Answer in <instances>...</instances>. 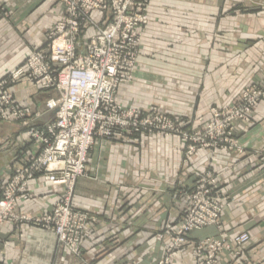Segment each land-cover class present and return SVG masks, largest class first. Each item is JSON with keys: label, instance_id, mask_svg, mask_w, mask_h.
<instances>
[{"label": "crops", "instance_id": "obj_1", "mask_svg": "<svg viewBox=\"0 0 264 264\" xmlns=\"http://www.w3.org/2000/svg\"><path fill=\"white\" fill-rule=\"evenodd\" d=\"M0 3L1 78L42 44L63 8L57 0ZM149 15L135 80L116 95L122 106L155 108L192 131L249 84H264V0H152ZM13 91L25 108L38 111L56 97L25 78ZM54 119V112L46 113L36 125L44 128ZM253 120L236 133L243 154L201 151L187 160L176 136L97 142L72 196V205L91 218L82 257L61 250L50 231L7 222L0 231V264H158L196 175L208 171L219 174L221 192L229 197L222 228L190 234L172 264H195L196 244L219 238L221 231L228 240L241 233L251 240L220 254L218 264H264V98ZM26 134L21 123L0 125V179L20 153L33 149L25 145ZM30 189L33 198L17 205L21 216L40 217L66 195L46 189L41 178Z\"/></svg>", "mask_w": 264, "mask_h": 264}, {"label": "built area", "instance_id": "obj_2", "mask_svg": "<svg viewBox=\"0 0 264 264\" xmlns=\"http://www.w3.org/2000/svg\"><path fill=\"white\" fill-rule=\"evenodd\" d=\"M57 1L63 6L58 24L21 65L0 78V125L21 123L27 129L25 145L33 147L20 153L0 179V231L7 222L31 223L52 232L61 250L82 257L91 218L72 205V196L77 181L86 176L97 142L177 136L185 145L187 160L201 151L242 153L234 123L249 122L262 95L246 90L241 101L228 110H211V122L192 133L156 109L126 108L116 95L122 85L135 80L143 30L150 23L151 0ZM22 78L39 92H52L56 97L46 102L44 110L25 108L13 91ZM51 112L54 121L38 127L36 122ZM37 178L46 189H64L66 195L40 217L21 216L17 205L33 198L30 184ZM186 195L181 220L171 230L172 238L158 264H172L174 254L186 246L191 233L222 228L230 203L220 190L219 174L198 173L194 191ZM250 240L248 233H241L231 240L221 235L200 242L195 264H218L220 254L237 252Z\"/></svg>", "mask_w": 264, "mask_h": 264}, {"label": "rangeland", "instance_id": "obj_3", "mask_svg": "<svg viewBox=\"0 0 264 264\" xmlns=\"http://www.w3.org/2000/svg\"><path fill=\"white\" fill-rule=\"evenodd\" d=\"M152 1V0H151ZM62 6V5H61ZM62 8H63V6H62ZM151 8V7H150ZM63 12V11H62ZM145 30V29H144ZM144 30H143V32H144ZM144 35V34H143ZM142 43H143V38H142ZM141 50H142V47H141ZM140 56H141V53H140V55H139V58H140ZM139 65H140V62H139ZM246 90H253V91H256V92H260L261 93V101L263 100V98H264V84H262L261 82H256V83H251V84H249L248 86H246L245 88H243L240 92H239V94H237V96L234 98V100L232 101V103L231 104H229L227 107H225L224 109H216V110H219V111H225V110H228L229 108H231L232 106H234V105H236V104H238L240 101H241V99H242V96H243V93L246 91ZM261 101H260V103H261ZM260 103L253 109V112H252V115H251V117H250V119H249V122H247V123H243V122H239V121H237V122H235L234 123V128H235V133H237V131L240 129V128H242V127H251L252 125H254V120H253V117H254V113H255V110H256V108L260 105ZM155 109V108H154ZM153 109V110H154ZM157 110V109H156ZM157 111H159V110H157ZM160 112V111H159ZM162 113V112H161ZM168 118L174 123V124H177V125H180L182 128H183V130L185 131V132H196V131H198V130H200L206 123H209V122H211V120H212V116H211V119L209 120V121H203V123H202V125L198 128V129H196V130H192V131H188V130H186L185 129V126L183 127V124L182 123H180V122H177V121H174L170 116H168ZM167 137H172V136H167ZM177 137V136H176ZM239 141V140H238ZM239 144H240V142H239ZM240 146H241V144H240ZM242 147V146H241ZM243 149V148H242ZM228 152H231V151H228ZM227 152V153H228ZM236 153H238V152H236ZM256 153H258V152H256ZM238 154H243V152L242 153H238ZM257 154H255V156H256ZM260 156H262V153H260V155H259V157ZM258 157V156H257ZM221 190V189H220ZM188 194H191V193H188ZM225 194V193H224ZM179 224V223H178ZM177 224V225H178ZM177 225H175L174 227H176ZM221 226H222V223H221ZM173 227V228H174ZM212 228H214V227H212ZM208 229V228H207ZM172 230V229H171ZM205 230V229H204ZM202 231V230H201ZM194 233V232H193ZM192 234V233H191ZM221 235H225L223 232H221V234H220V236ZM168 236H169V242H170V240H171V238H172V232H170L169 234H168ZM190 236V235H189ZM188 236V237H189ZM227 237V236H226ZM162 237L160 236V239H161ZM208 239H210V238H208ZM205 240H207V239H205ZM205 240H202V241H200V242H203V241H205ZM188 241V240H187ZM199 242V243H200ZM199 243H197L196 244V246L199 244ZM169 244V243H168ZM178 252V251H177ZM161 260V259H160Z\"/></svg>", "mask_w": 264, "mask_h": 264}]
</instances>
